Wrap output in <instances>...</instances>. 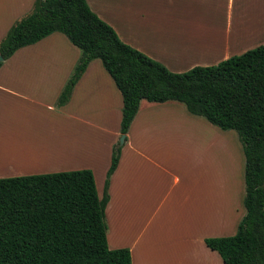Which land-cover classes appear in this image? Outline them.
<instances>
[{"label": "trees", "instance_id": "1", "mask_svg": "<svg viewBox=\"0 0 264 264\" xmlns=\"http://www.w3.org/2000/svg\"><path fill=\"white\" fill-rule=\"evenodd\" d=\"M53 33L79 51L57 106L67 103L87 65L99 61L121 98L123 142L141 100L178 102L188 114L235 132L244 162V215L232 236L203 243L223 264H264V44L173 73L121 42L85 0H34L1 38L0 57L5 61ZM122 145L111 148L100 197L86 169L0 178V264H131L127 249L110 250L105 240L108 181Z\"/></svg>", "mask_w": 264, "mask_h": 264}, {"label": "crops", "instance_id": "2", "mask_svg": "<svg viewBox=\"0 0 264 264\" xmlns=\"http://www.w3.org/2000/svg\"><path fill=\"white\" fill-rule=\"evenodd\" d=\"M33 1L0 0V40L17 19L30 12ZM90 1L93 2L94 8L98 9L95 2ZM196 1L187 3L185 28L175 26L167 21L165 14L157 12L155 18L151 19L147 25H139L130 34L128 25L124 23L113 24L111 22L113 20L104 16L100 11L93 10L88 0H85V3L99 19L113 29L121 42L140 51L173 73H182L196 66H212L231 56L239 55L264 44V0H201L208 2L206 5ZM54 34L58 33H53L33 45L16 50L9 58H14L17 52H26L32 48L42 50L50 47L47 43L63 46L65 54L66 49L72 52L65 45L63 39L54 37ZM73 54L74 62L76 53ZM91 62L74 85L70 97L73 100L74 97L77 98L80 95L87 100L91 99L96 104L101 101L99 105L102 107L98 110L93 107L83 110V108L75 107L76 104H74L72 108L67 110L65 109L67 106H61L60 113L65 119L63 122L68 123V126L77 131L55 133L52 154L54 168L49 170L54 172H40L43 169V163L48 160L47 151L45 152L42 146L38 145L34 136L29 134L27 130L21 129L20 123L12 118V110L16 102L26 100V98L15 95L7 88L0 87V92L7 94L0 95V102H4L8 107L6 108L8 111L4 123H10L12 129L10 132L12 135L9 139H5V135L4 137L0 135V178L86 169L92 173L97 196H101L105 173L109 166L111 148L117 143L119 137L120 112L115 116L113 130L104 126V124L108 125L111 120L109 95L117 94L99 80L94 86L90 85L91 88L87 90L88 84L91 82L89 78L91 69L88 73ZM68 65L67 69L70 67ZM92 70L100 73L98 67H94ZM67 74L68 71L62 74L64 80H66ZM78 84L86 86L85 89H80ZM105 95H108L106 100H104ZM76 102L79 103V100ZM115 102L117 103L116 107L121 108L120 95L119 99L115 96ZM177 103L168 101L156 104L144 100L139 102L138 110L125 135V142L122 143V147L125 146L129 155L126 156L124 147H121L116 168L108 181V201L104 209V220L107 225L106 245L110 250L127 249L131 264H184L182 259L176 258L173 261V257L168 254V251H173L172 249L186 242L185 238H182L185 224L188 229L194 226L207 227L210 232L221 234L212 237L203 236L202 245L204 252H208V254L203 260H196L194 263L191 261V264H223L214 251L205 247L203 240L228 237L223 236L225 233L232 236L239 220L244 215L241 205L243 196L242 176V185L239 181L236 196L230 194L234 188V183L229 181L230 188H226L230 189L229 194L223 193L224 200L218 196L220 194L216 195L215 193L213 197L216 196V200L219 201V203L216 201V205L213 203L215 200L211 198L210 202L203 198L197 199L199 209L196 215L189 217L185 223V183L178 185V178H173L172 184L178 188L172 197V219L163 224L158 232H149L148 222L141 221L137 224L133 222L138 217H135L136 213H140L144 208L147 210L154 206V212H157L161 206V201H158L156 197L157 191H155L153 184L159 180L157 175L153 179L150 178L152 180L150 181L142 178V174L138 172L136 165H134V169H131L134 156L145 159L147 153L137 149L136 143L133 144V148L130 146L128 132L134 125V139L136 141L141 138V132L152 128L155 118L160 116L164 120L169 118L192 120L194 125L203 126L201 121H193L187 117L183 111L185 110L184 106L182 108ZM1 112H3V108L0 109V122H2ZM90 117H98V119L93 121L90 120ZM95 121L100 122L103 126H98ZM94 132L96 135L102 133V140L100 144L96 142L87 147L86 143L92 142ZM73 137L81 145L72 139ZM223 140L228 144L231 142L227 136L223 137ZM71 143L78 144L80 151H76L70 145ZM155 143L159 147L162 145V141L153 137L151 148L156 147ZM153 164L158 170H162L156 160ZM95 173L99 174L100 178L97 179ZM163 178H165L164 175ZM176 200H178L177 203ZM145 230L152 236L144 237ZM188 242L186 243L188 244Z\"/></svg>", "mask_w": 264, "mask_h": 264}, {"label": "rangeland", "instance_id": "3", "mask_svg": "<svg viewBox=\"0 0 264 264\" xmlns=\"http://www.w3.org/2000/svg\"><path fill=\"white\" fill-rule=\"evenodd\" d=\"M93 1L98 9H95L93 2L88 0L93 10H98L103 13L104 16L113 20L111 21L113 24L124 23L128 25L130 34V32L134 31V28L137 29L139 25H147L151 19L155 18L157 12L165 14V18H167L168 22L178 27L181 26L180 28H185V10L187 3L196 0ZM196 2H201L205 5L208 3L201 0H197ZM54 35V37L63 39L65 45H67L72 52L66 49L65 54L63 46L47 43L50 47L42 50L32 48L26 52H17L14 58H9L8 60L0 62V87L7 88L15 95H21L26 98V100H18L16 102L12 110V118L20 123L21 129L27 130L29 134L34 136L38 145L42 146L45 152L47 151L48 160L43 163V169L40 172H54L49 170H53L54 168L52 154L54 151L53 140L55 133H70L77 131L68 126V123L63 122L65 119L60 113L61 106H57L56 100L62 85L65 84L72 72L79 57V51L71 46L61 34ZM74 52L76 53V59L73 62ZM67 64L70 66L68 69ZM94 67H98L100 73L96 71L93 72L92 69H94ZM90 69L89 78L91 82L88 84L87 90L91 88L90 85L94 86L99 80L104 86H109L110 90L117 94L109 95L111 120L108 122V125L104 124V126L113 130L115 116L120 112V108L116 107L117 103L115 102V96L119 99V93L113 87L110 78L100 66L99 61H92L88 68V73ZM67 71V78L64 80L62 74ZM78 85L80 89H85L86 87L82 84ZM0 95L7 94L0 92ZM53 95L55 96L53 97ZM107 96L108 95L104 96V100L107 99ZM70 100L71 97H69L66 105L64 104L65 107L67 106V108H65L67 110L72 108L74 104H76L75 107L83 108V110L91 109L92 107L98 110L102 107V105H99L101 101H98L99 104H96L91 99L87 100L80 97V95ZM77 100H79V103L76 102ZM177 104L183 108L182 104ZM0 105L2 106L0 109L3 108V112H1L2 122H0V135H3V137L5 135V139H9L12 135V133H10L12 132L11 125L8 122L4 123L6 112L8 111L6 108L8 107H6L4 102H0ZM183 111L185 115L193 119V121H201L203 126L194 125L193 122H191L192 120H177L175 118L164 120L161 118L162 116H160L155 118L152 128L147 129L145 132H141L140 139L136 141L134 139V125L128 132L131 142L130 146L133 148V144L136 143L140 146L138 147L136 145L137 149L147 153L145 159L136 158V156H134L131 169H134V165H136L143 179L152 181L151 179H153L155 175H157L159 179L157 182H153V184L155 185V191H157L156 197L158 201H161L160 208L157 212H154V206L147 210L144 208L140 213H136L135 217H138L133 221L135 224L141 221L148 222L147 227L149 232H158L163 224L172 219V197L177 192L178 188L172 184L173 178H178V185L185 183V223L189 217L196 215L199 209L197 199L203 198L210 202L211 198L215 200L213 203L216 205V201L217 203H219V201L216 200V196L213 197V194H220L218 196H221L224 200L223 193L227 192V194H229L230 189H226L228 187L230 188L229 181L234 183V188L230 193L232 196L237 195L239 181L242 185L241 180L244 162L235 132L221 131L209 125L204 119L188 115L185 110ZM97 113L99 115L98 111ZM97 119L98 117H90V120L93 121ZM95 122L98 126H103L100 122ZM115 128L117 129V126ZM101 135L102 133L96 135L94 132L93 140H91L92 142L86 143L87 147L96 142L100 144L102 140ZM226 136L228 140H231L229 144L223 140V137ZM119 137L117 138V143ZM153 137L158 141H162L160 147L155 143L154 145L156 147L151 148V139ZM72 139L75 138L73 137ZM75 141L78 143L76 139ZM78 144L81 145V143ZM78 144L71 143L70 145H72L76 151H80ZM123 147L125 155L128 156L129 153L127 149L125 146ZM154 160L162 167V170H158L153 164ZM95 174L97 179L100 178L99 174ZM163 175L165 178H163ZM177 201L178 200H176V203ZM148 231L145 230L144 237L148 235L152 236ZM226 234L227 233L223 236H229ZM182 235V238H185L186 242L189 241L188 244L186 242L181 243L177 248L172 249L173 251H168V254L173 257V261L178 258L180 260L182 259L184 264H191V261L194 263L196 260H203L208 254V252H204V246L201 241L202 237L219 236L221 234L210 232V229H207V227L194 226L188 229L185 224Z\"/></svg>", "mask_w": 264, "mask_h": 264}, {"label": "water", "instance_id": "4", "mask_svg": "<svg viewBox=\"0 0 264 264\" xmlns=\"http://www.w3.org/2000/svg\"><path fill=\"white\" fill-rule=\"evenodd\" d=\"M3 60H2V58L0 57V62H2ZM123 136H120L119 137V141H118V145H122V143H123Z\"/></svg>", "mask_w": 264, "mask_h": 264}]
</instances>
